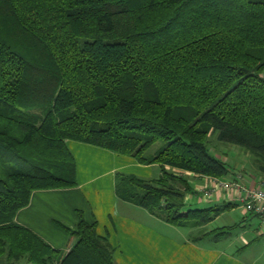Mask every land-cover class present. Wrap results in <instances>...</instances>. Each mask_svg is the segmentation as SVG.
I'll list each match as a JSON object with an SVG mask.
<instances>
[{
	"label": "trees",
	"instance_id": "obj_1",
	"mask_svg": "<svg viewBox=\"0 0 264 264\" xmlns=\"http://www.w3.org/2000/svg\"><path fill=\"white\" fill-rule=\"evenodd\" d=\"M211 137L252 155L264 174V0H0L7 264H116L80 212L65 228L66 252L15 222L34 193L77 187L68 142L159 167L154 180L116 175L120 201L176 227L212 222L223 209L184 208L197 193L189 175L230 174Z\"/></svg>",
	"mask_w": 264,
	"mask_h": 264
},
{
	"label": "crops",
	"instance_id": "obj_2",
	"mask_svg": "<svg viewBox=\"0 0 264 264\" xmlns=\"http://www.w3.org/2000/svg\"><path fill=\"white\" fill-rule=\"evenodd\" d=\"M68 147L76 163L77 187L36 192L29 205L15 217L17 224L38 235L53 249L65 252L70 249L73 239L69 238L65 228L73 230L77 223V212L82 211L87 221L97 222L98 235L107 236L111 246L117 250L114 253L116 264H264V229L260 227V219L247 214L241 204L223 197L213 200L215 206L210 208L223 209L220 214L243 211L242 233L237 237L238 248L234 246V250H230L228 245L227 250H209L196 244L208 245L205 242L210 235L213 236L214 230L202 234L195 243L182 241L177 238V229L181 227L167 224L145 209L116 197V175L126 166L119 167L120 156L75 142H68ZM188 179L192 186L195 183L204 185L202 178L189 175ZM234 180L252 187L259 182L264 183V174L238 175ZM90 191L98 192V197L105 199L108 218L103 202L97 208L92 207L89 198H93V195ZM196 195H187L186 205H191ZM196 197L197 204L203 203L199 196ZM229 204L231 206L226 208ZM254 221L259 224L258 227L252 225ZM199 229L204 230L205 225ZM0 264L7 262L0 258Z\"/></svg>",
	"mask_w": 264,
	"mask_h": 264
},
{
	"label": "rangeland",
	"instance_id": "obj_3",
	"mask_svg": "<svg viewBox=\"0 0 264 264\" xmlns=\"http://www.w3.org/2000/svg\"><path fill=\"white\" fill-rule=\"evenodd\" d=\"M209 149L212 155L215 157L221 159L226 163L227 168L230 171V174L223 180L227 181H235L234 178L235 176L238 175H249L253 174L256 175L258 172L255 169L254 166V157L250 155L249 153L245 152L243 149L232 146V145H225L217 142L215 140V137H211L209 141ZM161 146V143H157L153 145L151 148L148 149V151L144 154L146 157L152 156L157 149ZM120 161H119V167H124L123 165H126L124 168L125 170H120L118 174H128V175H134L138 178L144 179V180H154L158 179L161 176V171L157 165H154V167L151 166H143L138 164L134 159L128 158L125 156H120ZM122 169V168H121ZM256 173V174H255ZM198 184V185H197ZM195 183L193 187L194 191L197 187L202 186L199 183ZM89 189H87L88 192ZM93 195V198H89V202L92 205L93 208H97L99 205L102 204L105 208V216L108 218L106 215L107 211V204L105 199L102 197H98V192H93L90 191ZM196 196H199L200 200L203 201V203L197 204V197L194 196L195 198L191 202V205H185L184 208L185 210L190 209H204V208H210L214 207L215 204L213 203V200H204L202 198V195L200 194V191L196 193ZM194 195V194H192ZM191 195V196H192ZM187 200V196L185 198ZM80 213L83 212L80 211ZM242 214L243 211L241 210L240 212H227L220 214L217 218H215L212 222L208 223L207 226L205 225V229L201 230L199 228H191V227H186V228H179V235H177V238H179L182 241H191L192 243H195L199 239L202 234L213 231L214 234L213 236L210 235L205 243L208 245H204L203 243H197L196 245H199L201 247H206L209 250H227V246L229 245L228 248H231L230 250H234V246L238 248V243H237V237L242 233V229L240 228L241 223H242ZM107 220V219H106ZM235 224L237 227L235 228ZM255 227H258V223L254 221L252 224ZM257 225V226H256ZM261 227V223H260ZM220 229H223L222 231L225 232L227 235L225 237H222L223 235H220L221 231H218ZM102 233L103 229L101 228ZM217 230V231H216ZM108 238L107 236H104ZM213 245V247L211 246ZM231 246V247H230ZM213 248V249H212ZM187 250V249H184ZM117 250L114 249V253H116ZM119 255V254H118ZM122 256V255H119ZM122 258H124L122 256Z\"/></svg>",
	"mask_w": 264,
	"mask_h": 264
},
{
	"label": "built area",
	"instance_id": "obj_4",
	"mask_svg": "<svg viewBox=\"0 0 264 264\" xmlns=\"http://www.w3.org/2000/svg\"><path fill=\"white\" fill-rule=\"evenodd\" d=\"M202 179L204 185L197 191H200L204 200H219L223 197L230 202H237L247 214L257 216L264 229V183L248 187L237 181L210 177Z\"/></svg>",
	"mask_w": 264,
	"mask_h": 264
}]
</instances>
